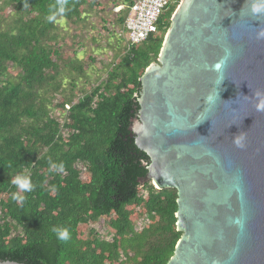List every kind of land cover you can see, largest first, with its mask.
<instances>
[{
    "label": "trees",
    "instance_id": "1",
    "mask_svg": "<svg viewBox=\"0 0 264 264\" xmlns=\"http://www.w3.org/2000/svg\"><path fill=\"white\" fill-rule=\"evenodd\" d=\"M133 1L112 4L124 5L115 12L120 26ZM179 2L167 0L156 31L128 44L104 78L79 91L71 70L85 76L83 51L72 48L68 55L62 24L83 22L98 0H0V260L167 263L181 235L176 189L139 183L149 158L129 126L139 77L157 59ZM17 179L28 180L32 190L18 188ZM141 217L146 221L136 229ZM99 218L109 240L89 227ZM53 227L66 228L70 239H58Z\"/></svg>",
    "mask_w": 264,
    "mask_h": 264
},
{
    "label": "water",
    "instance_id": "2",
    "mask_svg": "<svg viewBox=\"0 0 264 264\" xmlns=\"http://www.w3.org/2000/svg\"><path fill=\"white\" fill-rule=\"evenodd\" d=\"M262 31L258 0H180L139 77L129 129L149 162L138 181L177 193L181 235L166 264H264Z\"/></svg>",
    "mask_w": 264,
    "mask_h": 264
},
{
    "label": "rangeland",
    "instance_id": "3",
    "mask_svg": "<svg viewBox=\"0 0 264 264\" xmlns=\"http://www.w3.org/2000/svg\"><path fill=\"white\" fill-rule=\"evenodd\" d=\"M115 1L121 2L122 0H98L99 6L95 10L87 11L83 22L77 25L62 24L65 29L62 31V35L69 44L68 47H65L69 51L68 55L73 54L72 48L77 52L83 51L78 56L83 61L82 65L86 74L81 76L76 70H71L72 80L75 84L73 90L86 91L90 85L96 84L95 80L99 79L97 77L104 78L106 71L111 68L109 65L113 61L115 64L119 60L118 57H115L117 53L122 54L127 47L122 26L115 21V7L112 5ZM73 42L74 44L70 48ZM88 55L94 57V60L90 61L87 58ZM64 87L67 91L72 88L68 81L64 82ZM76 99L77 95L75 94L74 100ZM145 221V217L137 219L135 228L140 229ZM89 227L96 230L100 238L110 239L111 234L105 220L99 218L90 223Z\"/></svg>",
    "mask_w": 264,
    "mask_h": 264
},
{
    "label": "built area",
    "instance_id": "4",
    "mask_svg": "<svg viewBox=\"0 0 264 264\" xmlns=\"http://www.w3.org/2000/svg\"><path fill=\"white\" fill-rule=\"evenodd\" d=\"M167 0H134L128 6L127 14L122 23V33L126 38L127 45H132L146 39L150 33L157 29V20ZM124 5L114 8L115 12ZM68 108V106L66 105Z\"/></svg>",
    "mask_w": 264,
    "mask_h": 264
},
{
    "label": "clouds",
    "instance_id": "5",
    "mask_svg": "<svg viewBox=\"0 0 264 264\" xmlns=\"http://www.w3.org/2000/svg\"><path fill=\"white\" fill-rule=\"evenodd\" d=\"M258 4H264V0H258ZM60 11L63 12L64 11V6L63 4H61L60 6ZM250 12L253 15L259 14L262 12L261 7L254 5L250 8ZM54 17H49V19H53ZM260 37H264V31L259 33ZM226 54L225 57L222 58V60L214 65V69L215 70H221L222 65L226 63L228 57L230 56V52L228 50H225ZM257 96L260 95V93L256 94ZM258 109H264V102L260 103L257 105ZM234 143L238 148H242L244 145L242 143V133H239L238 135H235V139H234ZM52 168H57V170H62L63 169V165H51ZM14 184L16 186H18V188L23 189L25 191H31V184L28 180H21V179H17L14 181ZM13 199H18L17 196L13 195ZM19 199H23L22 197ZM52 232L57 236L58 239L62 240V241H67L68 239H70V234L68 232V230L66 228H57V227H53L52 228Z\"/></svg>",
    "mask_w": 264,
    "mask_h": 264
}]
</instances>
